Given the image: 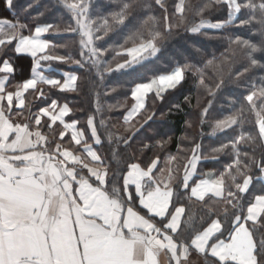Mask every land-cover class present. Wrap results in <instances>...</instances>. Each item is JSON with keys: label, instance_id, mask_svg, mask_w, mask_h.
<instances>
[{"label": "snow or ice", "instance_id": "obj_1", "mask_svg": "<svg viewBox=\"0 0 264 264\" xmlns=\"http://www.w3.org/2000/svg\"><path fill=\"white\" fill-rule=\"evenodd\" d=\"M13 2L5 0L4 4L10 15ZM90 3L91 0H58L56 5L73 21L66 33L81 37L79 61L44 55L50 45L40 38L55 25L38 26L25 36L26 25L0 19V53L11 51L16 57H29L33 62L30 79L13 85L15 91L10 92L7 86L18 69L10 60H0V264H158L161 254L167 257L169 264H192L197 258L200 264H264V195L255 196L247 205L243 203L253 181L246 175L251 166L240 164L241 153L237 150L241 141L252 145L254 152L257 147L264 149V86L253 85L245 97L248 107L256 114L258 136L241 134L232 145L236 161L231 168H236V175L244 178L236 183V177L232 176L235 191L227 192L224 178L230 175V169L219 179L190 185V178L196 176L197 165L201 162L199 145L192 149V156L184 165L181 188L174 193L170 186L172 176L169 174L167 180L163 178L158 159L146 170L135 163L123 171L105 163L94 150L103 141L93 119L86 121L94 142L89 143L85 140V132L78 129V122L65 121V117L73 115L67 104L59 105L53 100L38 112H32L29 106L26 117L23 111H16L26 109L25 98L29 93L36 100L46 98L48 93L43 85L59 93L77 92L74 75L68 76L63 83L60 79L41 76V59L45 63L91 66L102 79L105 62L99 57L105 52L94 44L95 39H104L112 26L106 20L99 22L90 18ZM213 6H223L227 10V21L202 20L193 25L190 34H205L203 29L243 28L255 24L257 27L251 34L259 37L258 44L239 38L231 42L247 50L244 58L251 69H264V64L255 59L257 54L264 55V0H206L203 9ZM131 7L124 4L123 10L112 17L116 25L125 24ZM153 7L163 10L165 31L170 33L166 0H143L139 4L144 11ZM175 8L176 15L183 19V0ZM242 11H246L250 19L230 23ZM97 32L101 33L98 37ZM161 39V35L155 34L152 42L119 53L137 58L127 64L121 63L115 71H143L150 75L146 71L147 61L149 56H157L159 49L154 41ZM137 54L143 56V60ZM187 70V66H178L169 74L153 77L146 85L136 86L130 96L135 105L126 120L130 122L145 110L149 95L163 102L165 93L183 83ZM244 75L246 71L236 78ZM243 111L241 108L240 112ZM206 113L207 109L202 121ZM18 116L29 122L13 123ZM238 119L239 113L215 127L222 131L226 130L225 126L239 127L243 121L238 123ZM58 124L62 130L50 139L49 133ZM116 140L113 144L109 138L108 143L113 147H124L127 143L119 137ZM253 164L264 178V158L253 160ZM180 193L189 203L194 199L203 204L205 197H215L232 209L231 215L226 211L223 219L209 216L207 221H200L202 227H197L190 222V216L186 219V208L177 205Z\"/></svg>", "mask_w": 264, "mask_h": 264}, {"label": "trees", "instance_id": "obj_2", "mask_svg": "<svg viewBox=\"0 0 264 264\" xmlns=\"http://www.w3.org/2000/svg\"><path fill=\"white\" fill-rule=\"evenodd\" d=\"M142 2L91 0L90 18L99 22L106 20L112 26L105 38L95 39L94 44L98 50L105 52L104 56L99 57L105 62L102 79L91 66L78 67L71 62L58 64L63 70L76 73L78 80L77 92L58 93L57 99L69 105L73 113L70 119L77 120L82 127L88 118L94 120L103 141L97 147L98 154L112 168L123 171L132 163L146 168L158 159L160 170L162 162L171 158L170 186L175 193L182 185L184 165L192 149L199 145L202 161L197 167L195 179H219L230 169V175L224 178V188L226 192L235 191L231 177H236V183L242 182L244 177L236 175L237 169L231 168L236 161L232 145L241 134L258 136L256 114L248 107L245 97L253 85L257 88L264 86L261 83L264 81V69H251L244 58L247 50L231 41L239 38L258 44L259 37L251 34L257 26L251 24L243 28L227 26L222 30L203 29L201 31L205 34L192 35L190 29L202 20L226 22L227 10L223 6L203 9L206 0H183L185 11L181 19L176 15L175 8L180 0H166L171 25V32L168 33L165 31L163 10L154 7L148 11L140 10L139 4ZM57 3L58 0H14L10 15L5 10V0H0V19L26 25L28 31L23 33L25 36L31 34L37 26L55 25L46 35L52 44L51 54L79 61L81 37L66 33L73 21L66 11L56 6ZM124 4L132 7L125 24L116 25L112 17L123 10ZM202 9L203 15H200ZM248 19V13L242 11L232 23ZM93 27L96 28V25ZM100 34L97 32L96 36ZM155 34L161 35L162 39L154 41L159 49L157 56L148 58L146 71L150 75L143 71H115L121 63L127 64L129 60L137 58L119 53H127L152 42ZM5 58L16 60L11 51L0 53V60ZM139 58L143 60V56ZM255 59L264 64V55L257 54ZM178 66L188 67L183 83L165 93L163 102L149 95L145 110L133 121L126 123L123 119L133 104L130 98L132 89L136 85L149 83L153 77L169 74ZM243 71H246V75L237 79ZM23 78L20 76V80ZM241 108L243 112H240ZM205 109L207 113L202 121ZM237 113L238 123L243 121L242 125L233 128L225 126L226 130L223 131L216 129V124L235 118ZM117 137L127 141L124 147H113L108 143L111 138L113 144H116ZM221 148L224 150L216 151ZM237 150L241 153L240 164L251 166V171L246 175L253 182L243 201L247 205L255 196L264 195V182L259 180V170L253 164V160L264 158V149L257 147L254 152L252 145L241 141ZM180 196L177 205L186 208V219L190 216V222L197 227H202L200 221H207L209 216L223 219L226 211L231 215L232 209L223 201L207 197L203 204L195 200L189 203L183 199V193Z\"/></svg>", "mask_w": 264, "mask_h": 264}, {"label": "crops", "instance_id": "obj_3", "mask_svg": "<svg viewBox=\"0 0 264 264\" xmlns=\"http://www.w3.org/2000/svg\"><path fill=\"white\" fill-rule=\"evenodd\" d=\"M41 26H45V25H41ZM47 34L48 33H46L40 39H41V41L46 42V43H49V45H50L49 49L47 50L46 53H44V55H52L51 52H50L52 44L46 39V35ZM26 36H28V35H26ZM13 55L15 56L14 53H13ZM5 59H8V58H5ZM10 63L12 65H14L18 69V71L16 72V74L11 77L10 83L7 86L8 87V90L10 92H14L15 91V88L13 87V85L20 84V83L25 82V81H27V80L30 79V69L33 66V62L31 60V58H29V57H16V60L10 61ZM40 63H41V71H40L39 74L41 76H43L45 79H60L61 82L63 83L67 79L68 76L74 75V76L77 77V80H78V76H77L76 73L69 72V71H66V70L61 69L58 66V63H45L42 59H41ZM17 76H18V78H17ZM20 76H23L24 78L20 80ZM160 76H162V75H160ZM0 77H2V74H0ZM159 77H157V78H159ZM146 84L147 83H143V84H139V85H146ZM136 86H138V85H136ZM43 87H44V90L48 93V96L46 98L41 99V100H36L35 97L31 93H29V94H27V96L25 98V100H26V109L25 110H16V111L17 112L23 111L24 117H26V116H28L27 108L29 106L31 107V111L32 112H38L40 109L45 108V107H48L53 100H55L59 105H65L66 104L64 102H60L57 99L56 94H58L59 92L54 91V90H51V89H48L47 88V85H43ZM76 88H77V84H76ZM134 105H135V102L133 101V104H132L131 108L124 115V119L123 120L126 123H130L131 121H133L137 117L136 116L130 122L126 120V117L128 116V113L131 112V109L134 107ZM24 117L18 116L17 119L13 121V123H21V124L28 123L29 121L27 119H25ZM64 119L68 123L78 122L77 120L70 119V116H67ZM86 121L84 123V127H82L83 125L81 126V124H79V122L77 123V127H78L79 130L85 132V140H87L89 143H94L91 140L90 133L87 131V123H86ZM94 125H95V123H94ZM61 130H62V126L61 125L58 124V125L54 126V129L52 130V132L49 133V138L51 139L53 135L58 136ZM45 131L47 132V129H45ZM67 139H68V137H66V140ZM61 143H63V142H61ZM69 147L74 148L75 146L74 145H69ZM97 147L98 146H96L94 150H97ZM97 154H98V151H97ZM82 156H83V154H82ZM191 156H192V152L190 154V157ZM201 161H202V159H201ZM170 164H171V158L165 159L162 162V167L159 170L160 172L164 173V177L163 178L165 180H167V177L170 174ZM198 165H199V163H198ZM198 165H197V167H198ZM147 167L146 168L141 167V168L143 170H146ZM184 171H185V169H184ZM184 171H183V176H184ZM196 173H197V170H196ZM195 177L190 178V181H189L190 185H192L194 182H199V181H202V180H209V179H206V178H202V179H197L196 178L195 179ZM259 180L262 181V182H264V178L259 177ZM208 197H211V196H208ZM205 198H207V197H205ZM212 198L216 199L215 197H212ZM158 264H169L167 257H165L163 254H161V256L158 258ZM192 264H200V258H197V259L193 260Z\"/></svg>", "mask_w": 264, "mask_h": 264}, {"label": "rangeland", "instance_id": "obj_4", "mask_svg": "<svg viewBox=\"0 0 264 264\" xmlns=\"http://www.w3.org/2000/svg\"><path fill=\"white\" fill-rule=\"evenodd\" d=\"M234 18H235V16L232 18V21L234 20ZM206 22H208V21H206ZM230 23H232V22H230ZM217 130H219V129H217Z\"/></svg>", "mask_w": 264, "mask_h": 264}]
</instances>
